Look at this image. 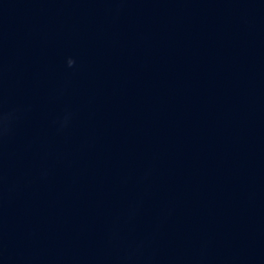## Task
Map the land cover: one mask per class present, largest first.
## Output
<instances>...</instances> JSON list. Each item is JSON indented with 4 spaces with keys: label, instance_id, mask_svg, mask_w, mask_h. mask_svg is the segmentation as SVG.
Returning a JSON list of instances; mask_svg holds the SVG:
<instances>
[{
    "label": "water",
    "instance_id": "water-1",
    "mask_svg": "<svg viewBox=\"0 0 264 264\" xmlns=\"http://www.w3.org/2000/svg\"><path fill=\"white\" fill-rule=\"evenodd\" d=\"M0 264H264V0H0Z\"/></svg>",
    "mask_w": 264,
    "mask_h": 264
}]
</instances>
